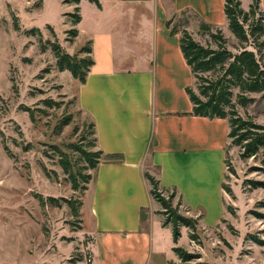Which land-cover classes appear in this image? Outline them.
Here are the masks:
<instances>
[{
  "label": "crops",
  "instance_id": "0c3cea01",
  "mask_svg": "<svg viewBox=\"0 0 264 264\" xmlns=\"http://www.w3.org/2000/svg\"><path fill=\"white\" fill-rule=\"evenodd\" d=\"M99 2L101 8L81 0L77 25L76 42H92L94 65L84 84L73 83L102 152L84 194L83 216L94 239L93 264H150L170 245V230L173 239L145 178L150 168L162 191L175 192L190 213L203 214L205 227L226 216L229 124L192 114L186 90L195 79L180 34L168 28V21L189 10L225 31V0ZM0 66V84L3 78L8 83L3 59ZM174 247L172 240L173 256Z\"/></svg>",
  "mask_w": 264,
  "mask_h": 264
},
{
  "label": "rangeland",
  "instance_id": "374dc122",
  "mask_svg": "<svg viewBox=\"0 0 264 264\" xmlns=\"http://www.w3.org/2000/svg\"><path fill=\"white\" fill-rule=\"evenodd\" d=\"M247 1L241 0L245 9ZM69 6L64 0H0V61L6 62L9 79L7 83L3 78L0 84V264H93L94 239L80 205L86 186L82 175L93 172L85 169L87 163L80 152L94 138L91 119L78 107L72 74L57 70L51 48V43L58 42L64 51L73 50L71 55L82 48V40L69 41L73 18L65 13L75 14L76 8ZM261 6L264 11V0ZM187 18L190 32L207 43L208 37L198 32L199 19L192 14ZM32 28L41 30V42L37 35H26ZM223 34L230 49L240 51L231 31L226 29ZM248 49L255 51L251 46ZM2 69L0 66L1 75ZM186 75L191 80L188 71ZM252 96L256 99L253 104L237 109L243 117L264 125V95ZM45 99H52L56 107H45ZM226 159L229 177L225 184L231 190H224L226 216L215 227H205L203 214L190 213L177 198H171L172 192L163 191L173 209L198 224L195 231L181 227L176 245L191 256L189 261L184 262L174 251L173 256L170 230V245L150 264H264V188L252 189L246 183L264 180V175L250 173V167L259 162H243L240 149L230 144ZM65 160L82 173L78 190L62 167ZM150 171L156 179L155 170ZM37 195L45 200L56 198L61 206L47 203L42 207ZM64 200L75 203L78 215ZM160 215L163 222L168 218Z\"/></svg>",
  "mask_w": 264,
  "mask_h": 264
},
{
  "label": "trees",
  "instance_id": "16d2710c",
  "mask_svg": "<svg viewBox=\"0 0 264 264\" xmlns=\"http://www.w3.org/2000/svg\"><path fill=\"white\" fill-rule=\"evenodd\" d=\"M101 8L99 0H89ZM262 0H251L249 9L246 11L242 7L240 0H225V14L228 20V28L232 35L240 43V51L233 52L229 47L228 39L224 36L222 29L199 21V34L207 36V43L203 44L197 40L187 26L189 25L188 14L195 15L192 11H185L179 17L177 26H173L177 17L168 21V28L173 35L180 34V46L187 65L194 76L196 88H187V94L193 105L192 114L197 117L209 119H225L229 124L228 138L231 147L240 149V158L243 162L249 160L258 161L259 164L249 169L250 173L264 175V125L256 123L250 117H243L237 106L247 107L255 102L252 95H264V12L261 9ZM81 0H64V4L75 5V14L71 15L72 29L67 32L69 41H74L79 31L77 25L81 22ZM182 22V23H181ZM182 24V29H179ZM48 29L55 36L53 28L48 25ZM37 35L42 41V33L38 28H32L26 35ZM250 40L252 43H250ZM255 48L249 50L248 47ZM51 48L56 57V67L59 72L69 71L73 78L84 84L88 74L94 65L92 57V42L89 41L76 54L71 55L64 51L58 42L51 43ZM45 47L43 48V51ZM47 108H55L56 103L52 99L42 101ZM31 119L35 120L34 113L30 108H26ZM32 113V114H31ZM90 135L93 140L87 146V150H81V154L87 163L86 170H94L98 167L102 157L101 151H93L97 148L95 125H89ZM7 149V148H6ZM227 165V159H226ZM65 173L69 175L73 189L78 190L80 185L81 171L76 170V166L71 161L65 160L63 164ZM228 167V165H227ZM230 169V168H229ZM234 171V170H231ZM235 172V171H234ZM86 191L88 184L92 180L91 174L82 175ZM226 175V179H228ZM145 178L151 186L152 197L160 203L163 211L160 214H167L168 218L163 222L164 227L172 226L173 241L177 245L181 237V227H187L192 231L197 228V221L181 215L172 208L170 201H167L160 190V182L152 177L148 172ZM247 185L252 189L264 188V180H247ZM223 189L227 192L231 190L223 184ZM175 192L172 193L173 199ZM42 207L47 203L60 207V200L49 197L45 200L41 195H37ZM72 210L78 215V209L72 201H67ZM80 205H83L80 203ZM232 213L233 208L227 207ZM173 251L184 261H189L191 257L180 247H174ZM92 261L90 260V263Z\"/></svg>",
  "mask_w": 264,
  "mask_h": 264
}]
</instances>
